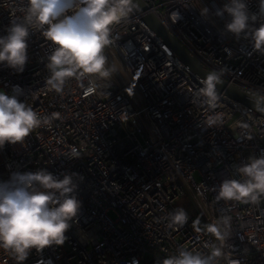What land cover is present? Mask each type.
Here are the masks:
<instances>
[{"label": "built area", "instance_id": "built-area-1", "mask_svg": "<svg viewBox=\"0 0 264 264\" xmlns=\"http://www.w3.org/2000/svg\"><path fill=\"white\" fill-rule=\"evenodd\" d=\"M143 1L146 11L210 72L225 69L221 79L249 93L264 89V55L249 40L223 30L230 17L212 15L213 5L226 0ZM247 3L251 12L258 11L259 0ZM21 6L22 0H0V36L22 16ZM204 7L210 9L207 17L200 15ZM174 13L182 19L174 21ZM113 35L118 38L105 55L109 65L111 57L120 61L126 81L115 72L89 95L75 79L62 94L48 90L51 43L39 31L29 37L23 73L0 65V91L12 94V86L19 85V99L38 114L60 113L22 144L0 149V181L12 172L42 168L58 176L76 172L84 177L81 183L76 177L82 208L66 233L69 239L42 254L32 250L23 264L41 259L50 264H130L133 258L139 264H159L181 247L207 254L209 245L220 242L205 226L222 216L231 221L223 245L226 258L219 264H264V199L259 204L216 200L221 182L241 179L236 167L264 152V115L219 91L216 109L198 103L195 94L204 79L175 56L140 13L114 26ZM215 113L223 114V124L206 128L205 120ZM73 147L80 157L68 159ZM184 195L196 214L188 215L183 227L168 228L169 213ZM0 264L17 261L0 248Z\"/></svg>", "mask_w": 264, "mask_h": 264}, {"label": "clouds", "instance_id": "clouds-1", "mask_svg": "<svg viewBox=\"0 0 264 264\" xmlns=\"http://www.w3.org/2000/svg\"><path fill=\"white\" fill-rule=\"evenodd\" d=\"M213 7L215 17H230L224 31L238 40H249L254 50L264 55V0H259L257 12L250 11L247 0H226L222 6ZM18 10L22 16L10 21L6 34L0 36V65L16 74L23 73L29 60V37L33 31H39L51 43L46 64L50 73L46 78L48 90L62 94L66 83L75 79L84 94L89 95L117 71L114 65L108 64L105 55V49L118 38L113 35L114 26L126 22L139 8L134 0H22ZM209 13L210 9L204 7L200 15L207 17ZM172 18L182 19L178 13ZM224 72L225 69L209 72L202 80L203 87L195 94L196 101L209 110L218 107L217 85L222 82ZM22 94L19 85L12 86V94L0 91V149L6 144H22L35 129L51 126L53 120L60 118L58 112L41 116L19 99ZM250 99L254 109L264 113V89L251 92ZM223 122L221 113L209 115L205 120L206 128ZM79 157L75 147L67 156L68 159ZM236 171L241 179H224L216 200L259 204L264 199V152L249 157ZM76 177L83 182L84 177L79 173L63 172L58 176L42 168L12 172L7 181H0V248L11 253L17 264H23L32 250L42 254L44 249L63 246L69 239L66 233L79 218L82 208ZM168 219V228L183 227L188 214L178 208L169 213ZM230 221L231 217L222 216L216 223L205 226L220 242L219 246L209 245V253L181 247L178 254L166 257L159 264H219L221 257L226 258L223 245L229 235ZM198 225L199 220L194 221L193 226L199 232ZM37 264L50 262L41 259ZM130 264H139V260L133 258Z\"/></svg>", "mask_w": 264, "mask_h": 264}, {"label": "water", "instance_id": "water-1", "mask_svg": "<svg viewBox=\"0 0 264 264\" xmlns=\"http://www.w3.org/2000/svg\"><path fill=\"white\" fill-rule=\"evenodd\" d=\"M134 2L138 5L139 8V10L135 12L141 14L142 20L151 27L155 34L170 48L175 56L185 65H187L193 73L205 79L210 71L202 66L195 57L189 54L185 47L178 42V40L160 22L155 14L146 11L147 6L143 0H134ZM217 91L223 92L226 96L230 97L234 101L239 102L256 111L250 99L249 92L243 91L234 85L227 84L224 80H222V82L217 85ZM257 113L260 115H264V113Z\"/></svg>", "mask_w": 264, "mask_h": 264}, {"label": "rangeland", "instance_id": "rangeland-1", "mask_svg": "<svg viewBox=\"0 0 264 264\" xmlns=\"http://www.w3.org/2000/svg\"><path fill=\"white\" fill-rule=\"evenodd\" d=\"M110 62H111V65H114L116 67V69H117L116 74L120 77L121 81L125 82L126 81V75H125V72L123 70V66L120 64V61L114 57H111ZM129 89H130L131 96L133 98H136V92H135V89L132 87V85L130 86ZM194 177L197 178L196 175ZM175 207H176V209L183 208L187 212L188 215L193 216L196 214L193 203L187 195L179 197L175 201ZM111 216L114 217L112 214H111Z\"/></svg>", "mask_w": 264, "mask_h": 264}]
</instances>
